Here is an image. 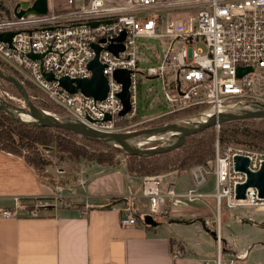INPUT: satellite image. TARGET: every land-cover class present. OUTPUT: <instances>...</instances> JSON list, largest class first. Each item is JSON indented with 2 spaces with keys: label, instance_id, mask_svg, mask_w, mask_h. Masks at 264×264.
Returning a JSON list of instances; mask_svg holds the SVG:
<instances>
[{
  "label": "built area",
  "instance_id": "2783aa9c",
  "mask_svg": "<svg viewBox=\"0 0 264 264\" xmlns=\"http://www.w3.org/2000/svg\"><path fill=\"white\" fill-rule=\"evenodd\" d=\"M28 1L32 5L35 0ZM8 31H14V35L11 43L0 39V58L42 87L71 116L97 129L131 130L155 118L141 117L120 124L138 115L140 75L144 80L157 78L162 83L169 109L158 116L192 106L205 107L198 114L201 116L264 103V0H48L45 13L18 16L13 12L0 18V33ZM122 32L125 36L119 39ZM143 39L158 40L159 44ZM110 44L123 46L115 52ZM95 45L101 48L98 56L108 78L103 99L81 90L71 92L58 80L62 76L91 77L89 63L97 55ZM31 52L43 55L33 58ZM239 67L251 69L240 76ZM119 68L130 71L131 109L125 115L120 114L124 85L114 76ZM45 72H52L55 79L48 80ZM152 90L151 86L147 93ZM107 114L111 118L105 120ZM216 147L210 192L201 190L208 182L201 164L190 169L195 185L186 191H178L172 184L163 186V174L143 176L147 213L156 215L176 199L198 201L208 196L214 197L219 211L222 205L264 210V197L256 187H248L244 198L237 197V185L246 181L247 173L235 167V157L243 155L249 157V168L257 171L264 163V152L232 146L220 151L219 142ZM22 200L14 196L13 205L0 210V215L16 216ZM121 212L123 226L136 225L140 220L132 197L126 199ZM218 222L214 264H244L247 252L232 253L224 260L220 217ZM184 253L181 246H176V257Z\"/></svg>",
  "mask_w": 264,
  "mask_h": 264
},
{
  "label": "crops",
  "instance_id": "0c3cea01",
  "mask_svg": "<svg viewBox=\"0 0 264 264\" xmlns=\"http://www.w3.org/2000/svg\"><path fill=\"white\" fill-rule=\"evenodd\" d=\"M80 164L64 184L54 186L23 157L0 148V210L11 207L14 196L40 199L32 209L21 205L14 217L0 215V264H214L218 240L211 233L215 210L208 201L215 202L213 196L176 199L156 214L157 226L140 220L123 226L121 206L127 198L136 211L148 212L143 176L129 173L125 162ZM162 178L163 186L172 184L178 191L195 185L191 170H173ZM206 185L201 190L210 192ZM241 218L245 242L224 238L220 218L223 253L247 252L244 264H264V219ZM176 246L184 255H174Z\"/></svg>",
  "mask_w": 264,
  "mask_h": 264
},
{
  "label": "trees",
  "instance_id": "16d2710c",
  "mask_svg": "<svg viewBox=\"0 0 264 264\" xmlns=\"http://www.w3.org/2000/svg\"><path fill=\"white\" fill-rule=\"evenodd\" d=\"M2 11L5 12V16H1ZM12 14L13 11L10 10V7L3 0H0V18L12 16ZM0 66L23 81L36 105L54 113L71 115L64 106L52 99L42 87L25 76L19 69L2 58H0ZM0 83L3 87L13 90L22 97L13 83L1 78ZM204 109V106H192L165 113L129 129L154 126L192 117ZM139 118L141 117L137 115L133 119H124L120 124H128ZM217 141H219L222 149L231 144L242 143L254 149L264 150V117L225 121L220 124L218 132L215 130V125H212L187 136L185 142L177 148L144 156L125 152L121 147L110 145L92 137L82 136L68 129L25 122L0 108V148L23 157L39 176L54 186L64 184L66 179L46 171L47 165L52 163V160L46 155L48 152L59 156L61 159L65 156L76 160L86 157L91 161L111 166L125 162L129 173L145 176L164 174L173 170L185 172L195 165L204 164L210 158L215 157ZM156 144H144V146L149 147ZM35 202L40 203V199H25L22 200L21 205L27 209H32ZM135 214L142 221L141 216L143 214L138 211ZM222 246L224 247L223 241Z\"/></svg>",
  "mask_w": 264,
  "mask_h": 264
},
{
  "label": "water",
  "instance_id": "95a60500",
  "mask_svg": "<svg viewBox=\"0 0 264 264\" xmlns=\"http://www.w3.org/2000/svg\"><path fill=\"white\" fill-rule=\"evenodd\" d=\"M48 10V0H35L32 5L28 0H15L13 6V12L21 16L30 12L45 13ZM96 25V22H92ZM14 31L0 33L1 40H7L11 43ZM125 32H122L118 37L123 39ZM123 45L110 44L109 48L117 52L118 48ZM97 49V55L89 63V67L92 69L93 74L88 78H71L69 76H62L58 78L59 83L71 92L81 90L87 95L94 96L98 99H103L107 95L108 91V78L104 73V65L99 60L100 46L95 45ZM42 53H30L33 58L42 57ZM251 67H239L238 74L241 76ZM45 77L48 80L55 79V75L52 72H45ZM114 76L123 82V90L120 96L124 103V108L121 111V115H125L131 109L130 102V71L128 69L119 68L114 72ZM0 78L13 83L21 96L23 97L25 104H17L7 101L0 95V108L12 113L15 117L25 122H34L43 126L59 127L68 129L77 134L85 137H92L101 141H104L110 145L121 147L125 152L135 153L139 155L149 156L158 152L168 151L182 145L187 136L200 132L205 128L221 124L225 121H231L235 119H249V118H261L264 117V103H259L254 106H238L219 114L208 113L205 115H195L188 118L177 119L171 122H167L161 125L144 126L132 130L126 131H105L97 129L87 122L78 119L71 115H60L48 110H45L35 104L31 98L25 84L18 77L11 74L0 66ZM23 117L31 118L32 120L23 119ZM111 115L107 114L106 119H110ZM171 139L162 141L160 144L144 147L140 142L149 141L152 138H167ZM161 141V140H160ZM155 146V147H153ZM249 157L243 155H237L235 157V167L238 170L245 171L247 173L246 181L237 185L236 193L238 198H244L246 189L250 186L256 187L259 194L264 197V163L260 169L253 171L249 168ZM143 220L146 224L151 226H157L159 221L151 213H145ZM212 235L217 239V230H211Z\"/></svg>",
  "mask_w": 264,
  "mask_h": 264
},
{
  "label": "rangeland",
  "instance_id": "374dc122",
  "mask_svg": "<svg viewBox=\"0 0 264 264\" xmlns=\"http://www.w3.org/2000/svg\"><path fill=\"white\" fill-rule=\"evenodd\" d=\"M3 1L6 3L8 7H10V10H12L15 0H3ZM1 13H2L1 16L6 15L4 11H2ZM143 40H147L150 42H157L159 44L158 40H154V39H143ZM159 49H160V54H163V49L161 45L159 46ZM141 65L146 66L148 65V63H141ZM138 81H139L138 82V87H139L138 117H150V116L157 117L160 113L169 109V103L164 98V94L162 90V83L160 80H158L157 78L144 80L142 79V76L140 75L138 77ZM151 86L153 87V90L152 92L148 94L147 90ZM0 95L2 96L3 99L7 101H12L17 104H25L23 97H20L13 90L3 87L1 83H0ZM23 119L32 120L31 118H28V117L26 118L23 117ZM140 119L141 118L135 119L133 122L139 121ZM158 125H161V124H158ZM215 130L216 132H218L219 130L217 125H215ZM168 139L170 140L171 137L162 138V139L152 138L151 140L146 141L144 144H153V143L160 144L162 143V141L164 142V141H167ZM217 142H216V145H217ZM229 146L243 147L245 149H251L255 151L264 152V150L254 149L242 143L231 144V145H228L227 147ZM216 148H215V155H216ZM222 150L224 149L220 147V151ZM46 155L48 158L52 160V163L47 165L46 171L53 175L55 174L60 175L62 179H67V176L72 177V174L76 172L75 170L79 169L81 165L80 163L83 162L84 160L91 161L86 157H81L80 160H76V159L69 158L68 156H65L61 159L59 156H56L55 154H50L49 152L46 153ZM214 159L215 157L210 158L206 163L201 164L204 166V170H206L208 174V183L206 186L209 189L213 188L211 185V182H213V180L211 179L210 176L214 177ZM208 201L210 204L213 205L214 210H215V221H214L215 230L219 228L218 219L219 217L221 218V225H222V232H223L222 234L225 236L224 238L228 237V239H231L233 237H236L239 242H245L246 241L245 237H242L241 235V233L243 232L242 230L243 222H242V218L241 220H239V217L251 216L254 218L264 219V210L259 209L254 206L243 205V206H237V207H234L233 209H230L229 207L222 205L221 210L219 211L217 209L216 202H213L212 197H210ZM154 216L156 218H159L158 215H154ZM254 233H257V230H255ZM223 258L224 260L228 258V256L225 255V251L223 253Z\"/></svg>",
  "mask_w": 264,
  "mask_h": 264
},
{
  "label": "bare ground",
  "instance_id": "6f19581e",
  "mask_svg": "<svg viewBox=\"0 0 264 264\" xmlns=\"http://www.w3.org/2000/svg\"><path fill=\"white\" fill-rule=\"evenodd\" d=\"M132 130V129H131ZM126 131V130H125ZM146 141H144V142H141V144L143 145L144 143H145ZM153 147H155V146H153Z\"/></svg>",
  "mask_w": 264,
  "mask_h": 264
}]
</instances>
